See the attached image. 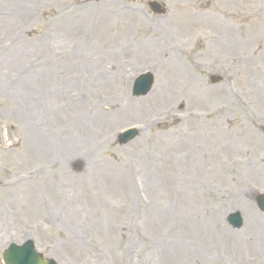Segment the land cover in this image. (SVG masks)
I'll use <instances>...</instances> for the list:
<instances>
[{
    "label": "rangeland",
    "instance_id": "obj_1",
    "mask_svg": "<svg viewBox=\"0 0 264 264\" xmlns=\"http://www.w3.org/2000/svg\"><path fill=\"white\" fill-rule=\"evenodd\" d=\"M255 185L264 0H0V264L27 240L58 264H264Z\"/></svg>",
    "mask_w": 264,
    "mask_h": 264
},
{
    "label": "water",
    "instance_id": "obj_2",
    "mask_svg": "<svg viewBox=\"0 0 264 264\" xmlns=\"http://www.w3.org/2000/svg\"><path fill=\"white\" fill-rule=\"evenodd\" d=\"M235 220L237 222L240 221L239 218ZM5 262L6 264H47L37 257L32 249L28 247L22 249L12 247L10 252L5 255Z\"/></svg>",
    "mask_w": 264,
    "mask_h": 264
},
{
    "label": "bare ground",
    "instance_id": "obj_3",
    "mask_svg": "<svg viewBox=\"0 0 264 264\" xmlns=\"http://www.w3.org/2000/svg\"><path fill=\"white\" fill-rule=\"evenodd\" d=\"M162 95H163V93H159V97H162ZM74 156H75V154H71V157H74ZM255 192L256 191H254L253 193H255ZM251 225H252V222L250 223V226ZM254 234H255V232L252 229L248 233V238H247V241H248L247 243L249 244L248 251L250 253H259V250H258V248H257V246H256V244L254 242V238H255ZM252 236H253V239L251 240Z\"/></svg>",
    "mask_w": 264,
    "mask_h": 264
}]
</instances>
